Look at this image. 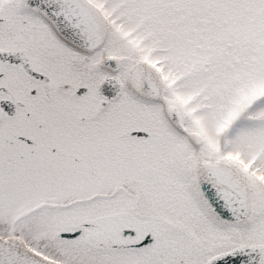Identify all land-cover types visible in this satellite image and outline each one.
I'll return each mask as SVG.
<instances>
[{
	"label": "snow or ice",
	"instance_id": "6c2138e0",
	"mask_svg": "<svg viewBox=\"0 0 264 264\" xmlns=\"http://www.w3.org/2000/svg\"><path fill=\"white\" fill-rule=\"evenodd\" d=\"M0 264H264V0H0Z\"/></svg>",
	"mask_w": 264,
	"mask_h": 264
}]
</instances>
